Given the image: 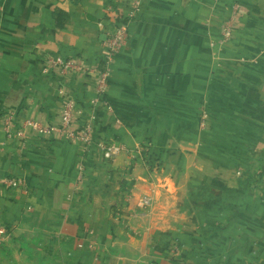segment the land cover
Instances as JSON below:
<instances>
[{
    "label": "crops",
    "instance_id": "0c3cea01",
    "mask_svg": "<svg viewBox=\"0 0 264 264\" xmlns=\"http://www.w3.org/2000/svg\"><path fill=\"white\" fill-rule=\"evenodd\" d=\"M133 1L0 0V264H264V0H144L89 149L4 129L9 113L61 128L69 100L81 124L96 73L48 58L98 68ZM103 140L130 152L107 160Z\"/></svg>",
    "mask_w": 264,
    "mask_h": 264
},
{
    "label": "built area",
    "instance_id": "2783aa9c",
    "mask_svg": "<svg viewBox=\"0 0 264 264\" xmlns=\"http://www.w3.org/2000/svg\"><path fill=\"white\" fill-rule=\"evenodd\" d=\"M143 1L144 0H134L128 12L123 17V20L118 23L115 28L106 32L107 39L105 42V55L98 68L91 69L81 65L77 66L72 61H68L61 57L50 56L48 58V62L59 67L63 73H67L72 68L96 73V96L93 100V110L87 114L84 121L80 124V120L86 116L85 110L83 108H75L72 100H69L65 105L62 114L61 128L48 125L33 116H27L18 120L15 113H9L4 116L3 125L10 138L20 141L22 143V147H24L27 139L32 135V133H37L41 136H50L57 132H63L69 139L83 143L86 149H89L90 146L98 142L95 133L97 109L99 107H105L110 111L112 110L108 96L111 87V76L115 57L124 47L128 45L131 37L130 24L141 13ZM233 34V24L231 21H228L224 26L223 41H228L232 38ZM207 117L208 115L205 113L202 121L203 127H206ZM99 145L103 150L104 157L110 161H115L122 154L130 152L125 144L113 141H99ZM145 146H150V144ZM148 150L149 147L139 146L131 152L134 153L133 155L136 158L135 160L141 161L143 166L150 171L152 157ZM148 155L150 156L148 157ZM6 184L9 186L19 187L23 185V181L17 178H10L6 180ZM143 204L145 206H149L151 204V198L148 196L144 197ZM179 253L180 246L176 244L171 249V254L173 256H177Z\"/></svg>",
    "mask_w": 264,
    "mask_h": 264
},
{
    "label": "rangeland",
    "instance_id": "374dc122",
    "mask_svg": "<svg viewBox=\"0 0 264 264\" xmlns=\"http://www.w3.org/2000/svg\"><path fill=\"white\" fill-rule=\"evenodd\" d=\"M207 114L208 115V117H207V121H206V123L208 122V118H209V113H208V111H204V113H203V116H204V114ZM202 121H203V118H202ZM204 129L206 128V127H203ZM145 145H148V144H142V145H140V146H142V147H149V150H148V152L151 154V157L153 156V154H152V145H150V146H145ZM150 155H148V157H149ZM156 166H157V161H154V159H153V157L151 158V169H150V173L151 172H154V170L156 169ZM146 197V196H145ZM148 197H150V196H148ZM151 198V197H150ZM151 203H152V198H151ZM16 258V260L17 261H19L17 264H19L20 262L22 263V261L20 260V258H18V257H15ZM130 262H128V261H126L125 260V262H124V264H129Z\"/></svg>",
    "mask_w": 264,
    "mask_h": 264
},
{
    "label": "trees",
    "instance_id": "16d2710c",
    "mask_svg": "<svg viewBox=\"0 0 264 264\" xmlns=\"http://www.w3.org/2000/svg\"><path fill=\"white\" fill-rule=\"evenodd\" d=\"M176 244L175 243H171L170 245H169V250L168 251H171V249L175 246Z\"/></svg>",
    "mask_w": 264,
    "mask_h": 264
}]
</instances>
